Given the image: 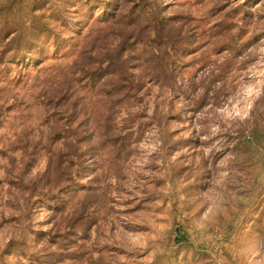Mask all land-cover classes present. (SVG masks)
Instances as JSON below:
<instances>
[{
	"label": "rangeland",
	"instance_id": "obj_1",
	"mask_svg": "<svg viewBox=\"0 0 264 264\" xmlns=\"http://www.w3.org/2000/svg\"><path fill=\"white\" fill-rule=\"evenodd\" d=\"M0 264H264V0H0Z\"/></svg>",
	"mask_w": 264,
	"mask_h": 264
}]
</instances>
